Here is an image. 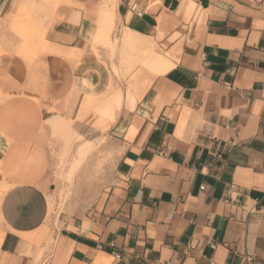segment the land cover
I'll return each mask as SVG.
<instances>
[{
    "label": "crops",
    "instance_id": "crops-1",
    "mask_svg": "<svg viewBox=\"0 0 264 264\" xmlns=\"http://www.w3.org/2000/svg\"><path fill=\"white\" fill-rule=\"evenodd\" d=\"M103 3L62 0L57 53L27 58L8 28L26 2L0 0V264H264V0H116L151 52L127 82L123 48L113 69L93 47ZM65 131L117 162L86 212L51 217Z\"/></svg>",
    "mask_w": 264,
    "mask_h": 264
},
{
    "label": "rangeland",
    "instance_id": "rangeland-1",
    "mask_svg": "<svg viewBox=\"0 0 264 264\" xmlns=\"http://www.w3.org/2000/svg\"><path fill=\"white\" fill-rule=\"evenodd\" d=\"M61 1L25 0L26 15L24 18L10 22L8 26L10 32L18 40L15 44L19 45L18 52L21 55L30 58L44 50L43 47L47 44L43 42L44 32L50 22L54 8ZM115 4L116 0H104L101 8L106 6L105 9L114 10ZM93 13L94 11L87 12V16L101 26V21ZM2 25L0 22V34L2 33ZM101 32L102 30L99 29L93 47L102 46L105 48V45H102L98 39ZM123 35L124 32L119 31L115 22L110 32L111 38L116 41L117 38L121 39ZM0 38L3 39V37ZM106 48L109 50V57L114 69L116 56L109 47ZM123 51L118 64L123 67L121 76L127 82L128 78L132 77L139 67H142L136 59L142 57L144 60L148 52L145 53L140 48H124ZM150 54L151 52L148 56ZM72 56L75 55L72 54ZM110 89L114 90V86L111 85ZM92 104L93 99L88 98L85 108ZM50 150L54 179L48 196L51 206L50 215L51 217H57L60 214L81 215L92 206L99 191L108 184L113 174L117 162L113 148L102 137L98 138L97 135L81 137L65 131L57 139L50 142Z\"/></svg>",
    "mask_w": 264,
    "mask_h": 264
},
{
    "label": "bare ground",
    "instance_id": "bare-ground-1",
    "mask_svg": "<svg viewBox=\"0 0 264 264\" xmlns=\"http://www.w3.org/2000/svg\"><path fill=\"white\" fill-rule=\"evenodd\" d=\"M107 1V0H106ZM106 6L98 9V11H94L93 15L98 18L101 21V26H99V29L102 30V32L98 35V39L99 42L102 45H105L106 47H109L115 56H117V52L119 51L120 48H128V49H136L137 47V38H139V36L137 35H133L130 34L128 31V34L126 36H124V38L122 37L121 40L120 39H116V41H114L111 36H110V32L113 29V23H114V10H107L105 9ZM129 30V29H128ZM140 40V39H139ZM138 40V41H139ZM150 42V41H149ZM121 43V44H120ZM141 43V41H140ZM148 45V44H147ZM142 46V45H141ZM140 47V44H139ZM43 51H48V52H56L55 49H53L52 47H50L49 44H46L44 47ZM65 49V48H64ZM66 51V50H65ZM136 51V50H134ZM57 53V52H56ZM64 55H68V56H72L71 53H66L63 52ZM150 52H148L145 56L147 57L148 54ZM52 54V53H51ZM24 56V55H23ZM26 57V56H25ZM114 57V56H113ZM166 57V56H165ZM143 61V60H142ZM141 61V62H142ZM160 61V60H159ZM143 67V66H142ZM145 68V67H144ZM113 70V69H112ZM127 77V76H126ZM134 82V81H133ZM46 182V181H45Z\"/></svg>",
    "mask_w": 264,
    "mask_h": 264
},
{
    "label": "built area",
    "instance_id": "built-area-1",
    "mask_svg": "<svg viewBox=\"0 0 264 264\" xmlns=\"http://www.w3.org/2000/svg\"><path fill=\"white\" fill-rule=\"evenodd\" d=\"M212 247H213V248H216V245H212ZM118 257H119V255H118ZM251 260H252V259L249 258V261H250V262H251Z\"/></svg>",
    "mask_w": 264,
    "mask_h": 264
}]
</instances>
